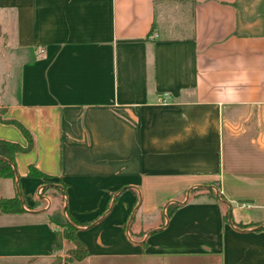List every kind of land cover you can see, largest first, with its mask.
<instances>
[{
    "label": "crops",
    "instance_id": "0c3cea01",
    "mask_svg": "<svg viewBox=\"0 0 264 264\" xmlns=\"http://www.w3.org/2000/svg\"><path fill=\"white\" fill-rule=\"evenodd\" d=\"M0 40V140H34L0 264H54L108 206L72 264H264V0H0Z\"/></svg>",
    "mask_w": 264,
    "mask_h": 264
},
{
    "label": "trees",
    "instance_id": "16d2710c",
    "mask_svg": "<svg viewBox=\"0 0 264 264\" xmlns=\"http://www.w3.org/2000/svg\"><path fill=\"white\" fill-rule=\"evenodd\" d=\"M154 31V30H153ZM17 125L20 130L23 132L25 137L28 140V146L22 147L17 143H12L9 141L0 140V178H16V167H15V158L19 153H28L32 150L34 146V140L31 133L23 127L20 123L11 122ZM29 176L42 178L44 181V185H50L52 188L58 190V187L61 186L65 189V185L62 182H54L52 178L39 170H37L34 166H31L29 169ZM46 188H44L41 194H45ZM198 192V191H196ZM210 196H213L214 193H208ZM178 208L177 205H171L169 207V215ZM110 209V206L107 207L106 211L102 213L97 219L93 221H88L84 223H79L74 219L67 217L64 223L59 225V229L57 230V237L60 243V247L56 250L61 249L62 243L64 240L72 243L74 245V249L67 252L65 258L57 257L54 264H72L73 262L83 261L90 257V254L85 246V244L77 238V230L80 227H88L91 224L95 223L98 219L102 218L107 211ZM24 208L22 207V199L18 196L12 199H2L0 200V211L4 213H19L23 212ZM50 223H54L53 220L50 219Z\"/></svg>",
    "mask_w": 264,
    "mask_h": 264
},
{
    "label": "rangeland",
    "instance_id": "374dc122",
    "mask_svg": "<svg viewBox=\"0 0 264 264\" xmlns=\"http://www.w3.org/2000/svg\"><path fill=\"white\" fill-rule=\"evenodd\" d=\"M4 20L2 19L1 20V23L3 22ZM4 41L5 40H0V50L1 51H3V50H6V53L4 54L5 56H8L9 58H8V60L11 62H17V60H16V58H15V56H13V50L7 45V46H5V45H3V43H4ZM6 47H8V48H6ZM3 63H4V60H0V64L3 66ZM243 214H249L248 212H245V211H241ZM66 255H67V253H66ZM66 255L64 256V257H59V258H65L66 257Z\"/></svg>",
    "mask_w": 264,
    "mask_h": 264
},
{
    "label": "built area",
    "instance_id": "2783aa9c",
    "mask_svg": "<svg viewBox=\"0 0 264 264\" xmlns=\"http://www.w3.org/2000/svg\"><path fill=\"white\" fill-rule=\"evenodd\" d=\"M157 37H158V35H155V34L152 35V38H157ZM165 97H167V95H165ZM242 207L243 208H250V205L243 204Z\"/></svg>",
    "mask_w": 264,
    "mask_h": 264
}]
</instances>
